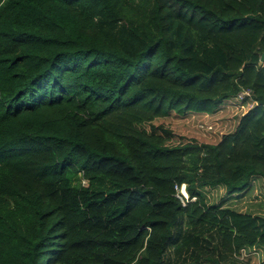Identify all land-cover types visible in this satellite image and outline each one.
<instances>
[{"label":"trees","instance_id":"obj_1","mask_svg":"<svg viewBox=\"0 0 264 264\" xmlns=\"http://www.w3.org/2000/svg\"><path fill=\"white\" fill-rule=\"evenodd\" d=\"M262 53L264 0H0V264H253L202 190L264 185ZM224 101L216 143L152 124Z\"/></svg>","mask_w":264,"mask_h":264},{"label":"rangeland","instance_id":"obj_2","mask_svg":"<svg viewBox=\"0 0 264 264\" xmlns=\"http://www.w3.org/2000/svg\"><path fill=\"white\" fill-rule=\"evenodd\" d=\"M226 103L227 101L222 102L220 108H214L215 111L212 110L213 112L210 113L188 112L184 115L170 113L166 117L154 120L152 124L154 126L161 125L172 131L171 144L189 139L197 142L216 143L223 134L233 131L240 114L248 106L247 104L225 106ZM202 192L208 204H218L264 216V185L262 180L256 176L252 177L248 189L238 195L226 197L225 189L222 186L207 187ZM255 251L258 253L257 248ZM246 260L248 263H252L255 257H249Z\"/></svg>","mask_w":264,"mask_h":264},{"label":"built area","instance_id":"obj_3","mask_svg":"<svg viewBox=\"0 0 264 264\" xmlns=\"http://www.w3.org/2000/svg\"><path fill=\"white\" fill-rule=\"evenodd\" d=\"M261 63H263V65H264V60ZM244 94H248V92L245 91V92H243V95ZM175 190H176V196L180 199L181 203L184 205L185 202L187 200H189V195H188L187 190H186V184L185 183L176 184L175 185ZM194 199H195V197L192 198V200H194ZM255 248H257V247L255 246V247H252L250 249H243L242 252L244 254L247 253L248 251H254V252H256L255 251Z\"/></svg>","mask_w":264,"mask_h":264},{"label":"crops","instance_id":"obj_4","mask_svg":"<svg viewBox=\"0 0 264 264\" xmlns=\"http://www.w3.org/2000/svg\"><path fill=\"white\" fill-rule=\"evenodd\" d=\"M198 113H202V112H198ZM256 247L258 249V254H257V256H255V260H253L252 263L253 264H261V262L264 260V248L259 247V246H256ZM261 256H262V258H261ZM262 264H264V263H262Z\"/></svg>","mask_w":264,"mask_h":264},{"label":"water","instance_id":"obj_5","mask_svg":"<svg viewBox=\"0 0 264 264\" xmlns=\"http://www.w3.org/2000/svg\"><path fill=\"white\" fill-rule=\"evenodd\" d=\"M264 60V53H262L261 57H260V63Z\"/></svg>","mask_w":264,"mask_h":264}]
</instances>
